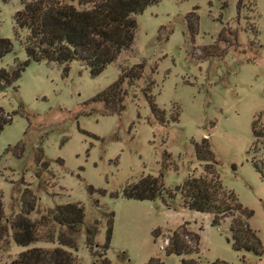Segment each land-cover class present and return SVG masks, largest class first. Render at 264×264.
<instances>
[{
  "label": "rangeland",
  "instance_id": "374dc122",
  "mask_svg": "<svg viewBox=\"0 0 264 264\" xmlns=\"http://www.w3.org/2000/svg\"><path fill=\"white\" fill-rule=\"evenodd\" d=\"M22 1L27 0H0V38L10 42V51L0 58V69L26 59L20 44L25 32L16 29V37L13 34V15ZM236 2L157 0L134 16L129 49L96 76L76 61L68 64L66 75L62 66L29 62L18 79L0 88V107L11 116L0 131L3 224L8 226L27 208L20 203L23 188L34 196V209L26 217L40 224L37 241L27 247L16 246L8 230L0 242V264H8L25 249L56 247L44 238L59 227L48 218L39 220L65 203H77L83 209L75 250H70L78 264H103L101 245L109 213L106 264H144L152 257L162 264L189 260L264 264V181L250 163L251 157L259 159V155L248 150L251 121H257V128L264 127V0H240L237 13ZM191 11L196 16L192 40L185 21ZM189 19L194 22L193 16ZM221 29L229 30L236 41L227 36L225 48L218 44L223 50L216 52L218 57L203 59L200 49L215 41ZM140 62L144 63L141 79L122 86L125 96L120 114H104L101 103L91 102L115 81L120 69ZM149 81L153 82L154 103L163 110L161 124L142 96ZM171 116L177 120L170 121ZM201 138H208L222 186L252 212L247 225L259 241V255L232 249L229 219L209 226L205 214L180 207L178 196L167 209L159 201L119 195L122 186L140 174L156 176L163 151L176 167L163 173L165 187L181 184L189 174L199 175L201 165L194 158L191 140ZM17 144L23 148L19 158L13 154ZM38 148L48 163L46 170L35 161ZM113 192L118 196L112 197ZM184 221L193 232L201 227L198 258L164 255L165 235L153 237L151 233L156 228L161 233L174 230ZM95 223L96 247L88 250L83 230Z\"/></svg>",
  "mask_w": 264,
  "mask_h": 264
},
{
  "label": "trees",
  "instance_id": "16d2710c",
  "mask_svg": "<svg viewBox=\"0 0 264 264\" xmlns=\"http://www.w3.org/2000/svg\"><path fill=\"white\" fill-rule=\"evenodd\" d=\"M157 0H27L22 1L20 10L13 15V34L16 29L25 32L20 44L23 47L26 59L16 62L12 68L0 69V88L11 85L18 79L20 73L29 62L55 64L62 66V74L66 75L68 64L72 61L84 65L90 76L99 74L108 64L113 62L121 51L129 49L133 42L135 32L134 16L141 14L144 9L153 5ZM240 7V0L236 2V13ZM254 8V3H253ZM191 11L185 16L190 40L196 33V16ZM193 16L194 22L189 19ZM256 35V30L253 36ZM231 36L233 43L235 36L227 29H221L207 47H202L200 53L203 59L218 57L216 52H223L218 44L225 48L226 37ZM210 48V51L208 50ZM10 51V42L0 38V58ZM144 63L140 62L120 72L110 85L97 93L91 102L103 105L104 114H120L124 110L122 100L125 96L123 84L131 85L141 79ZM152 81L142 89V96L147 102L149 111L154 120L163 123V110H158L151 94ZM171 116L170 121H176ZM11 121V116L0 107V131ZM257 121L250 123V136L252 138L248 150L259 155V159L250 158V163L259 178L264 181V127L257 128ZM194 158L201 165V173L197 176L187 175L183 182L172 188L163 185L162 177L166 170H175L169 163L170 155L162 152L159 170L156 176L140 174L134 182L125 183L119 195L125 199L138 201H159L162 206L169 209L173 199L178 196L179 206L187 210L203 213L209 217V226H217L223 220L229 219L228 231L235 251L260 254V244L254 232L249 229L247 220L252 212L243 207L235 194L222 186L216 172V161L210 150L208 138L198 141L191 140ZM23 148L21 144L14 146V156L19 158ZM36 163L45 169L48 163L43 159L41 149H37ZM38 179L40 174L36 173ZM88 191H93L91 187ZM112 197L118 193L113 192ZM21 206H27L20 212L8 226L3 224V212L0 197V242L10 231V237L19 247H27L37 241V222L30 221L26 215L34 209V196L30 190L23 188L20 195ZM28 200H27V198ZM49 221L55 223L60 230L56 233L45 234L46 242L54 241L57 246L51 249L30 248L20 252L8 264H78L75 256L70 252L75 250L76 235L83 222V209L77 203H65L55 206L47 217L39 222ZM45 224V223H43ZM112 214L105 220L104 241L101 245L102 263L108 248L111 235ZM188 222H182L174 230H165L161 233L159 228L151 233L153 237L165 235L164 255H194L199 254V234L201 227L193 232L187 228ZM62 230V231H61ZM97 233V224L85 227L83 230L84 245L90 250L96 247L94 238ZM144 264H162L157 258H149ZM183 264H197L195 261H183ZM212 264H224L215 261ZM242 264H244L242 262Z\"/></svg>",
  "mask_w": 264,
  "mask_h": 264
},
{
  "label": "crops",
  "instance_id": "0c3cea01",
  "mask_svg": "<svg viewBox=\"0 0 264 264\" xmlns=\"http://www.w3.org/2000/svg\"><path fill=\"white\" fill-rule=\"evenodd\" d=\"M207 219H209L208 215H206Z\"/></svg>",
  "mask_w": 264,
  "mask_h": 264
}]
</instances>
